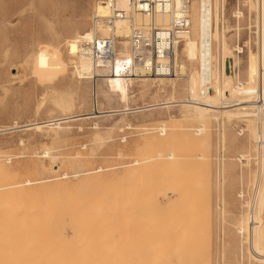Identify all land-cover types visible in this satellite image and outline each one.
<instances>
[{
	"label": "rangeland",
	"instance_id": "1",
	"mask_svg": "<svg viewBox=\"0 0 264 264\" xmlns=\"http://www.w3.org/2000/svg\"><path fill=\"white\" fill-rule=\"evenodd\" d=\"M96 1L98 0H0V182L1 184H12V182L23 181L25 178L32 180L45 178L44 180H48V182L32 184L27 193L18 190L16 194L14 192L16 190L13 192L11 190L0 192V264H37L38 262L39 264H62L61 262L63 264H111L113 262L112 264H114L115 262L116 264L117 260H119V264L120 262L128 264L130 260H132L131 264L134 261L135 263L133 264H145V262L146 264H152L153 255L150 253L153 251V245L151 244L153 241L160 242L161 240L159 239L162 236L165 237L162 234L166 233V230L171 225L173 231L169 229L168 233L171 232L172 235L170 237L176 238L181 235L180 239L185 245L187 242L189 244L190 242L192 243V241L194 242L193 244L197 243L194 248L192 247L194 245L188 244L191 247L186 249L188 255H190L189 257L188 255L186 256L188 264H203L204 262V264H237L236 262L234 263V260H237L238 253L236 252L239 251L238 243L241 242L242 236L250 234L248 235V241H246L248 245L245 242L242 244L244 251L247 249L248 252L246 253L245 251V254L253 253L250 236L255 242H264V145L260 148V150H263H261L262 157L260 160L258 153H255L258 150V142L256 143V141L252 140L254 143L252 141L250 143L245 134L246 130H243L244 134L243 132L238 133V129L242 128V123L244 122L242 117H240L241 119L239 117H231L232 120L224 117L221 126L222 119L217 116V118L212 117L210 122H204V131L200 134H194L193 142H188V138L191 137V131L181 128L178 129L179 134L175 130L173 131L172 142L169 140L170 143L166 142L167 144L159 146V150L156 148V151H174V153L180 154L178 156L182 158L180 157V160H176L177 162L171 168L173 169L172 171L167 169L165 162L152 161L149 164H132L131 160L145 159L156 152L155 148L151 147L147 142V136L155 133L146 134L145 132L151 131L152 128L158 125L157 123L167 121V124H173L176 128L179 125L184 127L185 125L196 126L200 124L199 120L193 121L187 116L183 117L182 108L178 107L177 102H175L180 98H184L186 76L194 68L197 69V64L196 61L189 62L191 60L187 59L186 52H183V44L182 40H180L177 44V57L175 59H173V56L170 58L174 71L176 70L178 73V77H176L172 87L167 84L164 90H156L152 87L143 89L139 85L140 82H134L135 84L129 91V98L126 103L120 101L117 96L108 93L104 83L99 79L96 80L97 91H94V81L91 76L76 77L73 74L74 68L70 62L71 56L66 50V43L71 39L75 30L81 32L86 28L92 27L91 14ZM256 3L257 0H222L223 9L221 5L219 16L222 19L225 18V22L222 19L220 21V27L224 31L226 40L224 68L226 58L232 59V76L226 77L225 96H229V89L236 82V79L242 80L248 72L251 76L250 89L253 90L254 88V81L257 79L256 73H258L256 54L260 35L258 33L259 28H257L260 17L257 13ZM236 10L239 11V14L234 16L233 12ZM123 39L120 36L117 37L119 49L121 48L120 41ZM126 39L128 40V38ZM233 44H239L243 47L242 50L236 52L233 49ZM216 55L219 58L218 52ZM217 57H215V64L218 67L219 59H216ZM174 62L184 64L182 69L184 75L181 71H178L180 69L178 65H174ZM15 68L18 72L13 76L11 73H15ZM173 88L175 90L172 91ZM242 94L247 95L248 88L243 90ZM65 100H71L73 105H70V111L66 109L63 112L62 104ZM166 100H170L172 104H169L170 108L163 104L162 106L158 104ZM93 104L98 105V110L101 111L108 112L114 109L116 111L113 114L102 113L104 114L103 116L93 117V119L79 118L70 119L69 121V116L71 115L92 111ZM148 106L152 110L146 109ZM155 106L157 107L155 108ZM56 116L57 118H62L60 120V128H55L53 124ZM62 120L66 122H62ZM26 121L31 123L32 121H47V125L42 126L41 129L34 130V128H27V126L23 127ZM171 121L174 123H171ZM230 121L234 123L232 124ZM230 124L233 126L231 127ZM48 126H54V129H50ZM19 128L21 129L19 130ZM1 129L4 131H1ZM48 129L50 130L48 131ZM221 130L225 131L223 141L220 139L219 132ZM98 134L108 137L105 140L106 142H97L95 135L98 136ZM107 135H111V138ZM93 140L95 141L92 142ZM255 143L257 145L256 148H254L256 146ZM170 145L172 146L170 147ZM242 146H251L249 148L250 160L245 170H239L237 165L234 166L230 163L236 162V155L240 150L244 149ZM44 149H49L51 155L57 156L53 162L49 158L39 156ZM92 150L96 152L93 153ZM197 153L202 156H198ZM220 154L223 155V158L226 156L232 161L227 158L220 160V157H222ZM61 161L63 162L62 165L59 164ZM178 162L179 164L176 165ZM51 164L60 165L56 173L49 172ZM40 165L44 167L41 168ZM97 166L104 168L100 172L98 179L80 175L74 178L71 175V171L92 169ZM167 170L169 173H166L168 172ZM63 172L67 173V176H63L61 174ZM170 172H173V174ZM57 175L60 176L58 177ZM171 175H173V178ZM118 181L121 182L119 183ZM171 181L175 184L174 186L180 185L176 186L180 189L169 197L167 189H170L168 187L169 184H173ZM132 182H136V185ZM57 183L59 185L62 183L60 186H65V189L61 187L64 189L62 191L60 187H57ZM41 184H44V186H41ZM47 185L51 186L45 188ZM112 185L115 187L119 185L121 191L118 190L117 192V188L115 189ZM38 186L41 187L39 188ZM52 186L60 190L57 191V188H53L54 191ZM174 186L172 185V187ZM42 187L45 190H42ZM50 188L51 190L48 191L47 189ZM123 193L128 198L126 196L124 199ZM75 195L78 197L76 200L74 198L76 197ZM242 199H246L251 208L245 205L242 206ZM28 201L30 202L28 203ZM78 203L82 209H80ZM219 205H223L221 212ZM177 206L180 209H177ZM184 206L188 208L181 210ZM21 207L24 209H21ZM258 207L262 209V219L260 223L249 225L248 218L251 213L247 211L249 209L252 212ZM148 209L152 212H149ZM188 209H193L194 212ZM185 210L187 213H185ZM153 211H157V213ZM173 211L175 213L178 211L184 216L179 213L175 214ZM195 211L198 212L195 213ZM153 214L155 215L153 216ZM162 215L166 216L163 217ZM103 216L105 218L102 219ZM162 217L165 218V221ZM6 218L9 219L7 220ZM98 219L100 220L97 221ZM104 219L106 222L103 221ZM142 219L146 220L142 222ZM152 219L155 220V223L151 225L150 223L154 221ZM175 219H179L176 222L180 224V227L173 221ZM192 222L197 224L198 228H192L195 226ZM90 225L92 226L91 228ZM102 225L104 227L107 225L105 227L106 229L108 228L107 230L105 229L107 232L104 227H101ZM129 225H131L130 228H128ZM132 226L134 228L133 231ZM161 226L164 227L162 228ZM249 226L252 228L250 232L247 231ZM58 227H61L60 232ZM159 228L164 229V232ZM90 229L93 231H90ZM125 229H130L131 231H127V234ZM191 231L193 232L191 233ZM161 232L162 234L160 235ZM107 233L110 234L107 235ZM70 235L73 237L71 238ZM218 235L222 236V242L217 240ZM122 236L127 238L123 239ZM88 237L92 238L88 240ZM107 237L110 238L108 239ZM112 237L119 239L115 240ZM73 238L74 240H72ZM42 239L45 241L43 242ZM133 239L134 241L132 242L131 240ZM107 243H112L111 246L113 245V247L111 248L110 244L107 245ZM222 244L224 246H221ZM133 245L134 247L138 246V248L133 250ZM148 246L151 248H146ZM158 246L162 247H156L158 251L164 247L161 243ZM129 248L133 249L130 250ZM147 249L148 253L145 251ZM220 249L222 253H220ZM136 250H140L137 251L138 254L135 252ZM223 251H225V255ZM92 252H94V255H92ZM133 253H136L134 257ZM106 254L110 257H107ZM80 255L81 257H79ZM89 255L92 256L89 257ZM220 256L225 257L220 259ZM122 257L127 259V261ZM136 258L142 261L138 262ZM156 258V263L161 264V255ZM100 259H104L103 261L107 262H102ZM120 259H124V261L122 262ZM199 259L200 262H198ZM201 259L204 261L202 262ZM149 260L150 262H148ZM243 262L245 264H264L263 261L252 259L251 256L248 259L244 257Z\"/></svg>",
	"mask_w": 264,
	"mask_h": 264
},
{
	"label": "bare ground",
	"instance_id": "2",
	"mask_svg": "<svg viewBox=\"0 0 264 264\" xmlns=\"http://www.w3.org/2000/svg\"><path fill=\"white\" fill-rule=\"evenodd\" d=\"M256 1V0H255ZM225 2V1H224ZM179 4H180V0H175L174 1V7L175 8H178V6H179ZM257 6H256V8H257V13H258V15H259V17H260V20H259V25L257 26V28H259V32L258 33H260V35L259 34H257V35H259V41L257 42L258 43V45L259 46H257L258 47V49H257V62H258V64H257V70H258V73H256L257 75V79L254 81V88H253V90H251L250 89V83H251V76H250V73L248 72L247 73V75L242 79V80H240L239 78H237L236 79V82L230 87V89H229V96H225V92H226V82H225V80H226V77H231L232 76V59H231V64H230V68H231V72L228 74V75H226L225 74V68H224V59H225V57H224V47H225V43H226V40H225V34L223 33L224 31L221 29V27H220V25H221V23H220V21H221V19H222V17H220L219 16V12H220V8H221V5H222V0H193L192 1V3H190V10H189V17H190V31H189V34L188 35H186V36H184V38H182L181 40H182V44H183V49L182 50H184L183 52L185 53L186 52V57H187V59H189V60H191V61H189V62H195L196 61V64H197V69H195L194 68V70H192V71H190V73L186 76L187 78H186V83H184V84H186V93H185V96H184V98H180V99H178V100H176L175 102H177V106L178 107H181L182 108V111H183V113H182V115H183V117H188V118H190L191 120H199L200 121V124H198V125H196V126H192V125H190V126H188V125H185L184 127H182V126H177L178 128H176V126H174L173 124H171V125H169V124H167V121H161L160 123H157L158 125H156V127L155 128H152V130L151 131H146L145 133L147 134V133H155V134H153V135H149V136H147V142L150 144V146L151 147H153V148H155V151H156V148L158 149V147L159 146H161V145H163V144H165L166 142L168 143L169 142V140L171 141L172 140V134H173V131L175 130L177 133L179 132L178 131V129H181V128H185V130H188V131H191V133H190V135H191V139L190 138H188V142L189 141H192V140H194V134H200V133H202V131H204V129H205V125H204V122L205 121H207V122H210L211 121V118L213 117V118H217V116L218 117H220L221 119H222V121H221V126H222V124H223V118L224 117H226L227 119H229V120H232L231 119V117H242V120L244 121L243 123H242V128H240V129H238V133H241V132H243V130H246V133L245 132H243V134L245 133L246 134V137H247V140H249V142L250 141H256V143H257V145H258V150H256L255 151V153L257 152L258 153V157H259V159L261 160V157H262V153H261V150H260V148H261V146L262 145H264V0H257ZM255 8V9H256ZM222 9H223V5H222ZM221 9V10H222ZM94 11H96V12H98V13H100V14H102V15H105L106 14V8H105V6H104V0H98V1H96L95 2V6H94ZM234 13V16H237L238 14H239V11H234L233 12ZM173 18H174V13H171V14H165V15H156L155 16V21H156V23H158V24H161V25H167V24H169V23H171L172 21H173ZM225 19V18H224ZM224 19H222L223 21H224ZM149 21V18L148 17H146V16H143V15H136L135 16V19H134V22L132 23V22H129V21H127V20H123V19H115V20H113L112 21V23L110 24V25H96V26H92V27H89V28H86L85 30H82L81 32L79 31V30H75L74 32H73V35L71 36V39L66 43V50H67V53L69 54V56H71V58H70V62L72 63V65H73V68H74V73L73 74H75L76 75V77H88V76H91V78H93V81H94V84H93V86H94V91L96 90L97 91V88H96V86H97V81L96 80H101L103 83H104V85H105V87H106V91L108 92V93H110V94H112V95H115V96H117L118 97V99L120 100V101H122L123 103L125 102H127L128 101V98H129V91L131 90V88H132V86H133V84H135L134 82H137L138 81V83L140 82V84L139 85H141V87L143 88V89H147V88H149V87H152V88H155L156 90H164L165 88H166V86H167V84H170V86L172 87V85H174L173 83H175L174 81H175V79H176V77H178V73L176 72V70L173 72V73H170V74H167L166 73V71H165V69H163L162 67L160 68V69H158L157 70V72H153V71H151V70H149V68H148V62H146V63H143V62H139V61H137V59H132V51H131V48H130V46H129V40H127L126 38H128L129 37V35H130V31H131V28H132V25H139V24H142V23H147ZM222 21V22H223ZM225 22V21H224ZM258 23V22H257ZM91 25V24H90ZM225 25V24H224ZM224 28V27H223ZM237 29H239V28H237ZM237 29H236V31H237ZM239 31V30H238ZM92 33H95V34H100V35H103V36H106V35H114V36H116V37H122V38H124L122 41H120L121 42V48L119 49V54H120V56L121 57H119L112 65H111V67L110 68H106V67H99V66H97V65H95L94 64V62L92 61V60H90L87 56H85V55H82V54H80V53H78V49H77V44H76V38L77 37H79L81 34H86V35H90V34H92ZM239 33V32H238ZM258 39V38H257ZM245 43V42H244ZM245 45V44H244ZM242 46H240L239 44H233V49L234 50H236V52H240V50H242ZM219 53V58L217 57V55H216V53ZM255 55V56H256ZM177 57V45H176V47L174 48V52H173V59H175ZM215 57H217L216 59H219L218 60V67L216 66L217 64H215V62H216V60H215ZM69 59V58H68ZM227 59V58H226ZM126 60H129V61H126ZM215 60V61H214ZM67 61V60H66ZM147 61V60H146ZM163 61H166V60H162L161 62H163ZM127 62H129L128 64H127ZM175 64L174 65H178V68L180 69V70H178V71H181V73L183 74V71H182V69L184 68V64L182 63V64H177L176 62H174ZM181 63V62H180ZM254 63V64H255ZM194 64V63H193ZM189 65V64H188ZM195 65V64H194ZM194 65H193V67H194ZM190 66H192V65H190ZM255 66V65H254ZM193 67H192V69H193ZM196 67V66H195ZM190 68V67H189ZM191 69V68H190ZM256 70V69H255ZM185 71V70H184ZM18 72V70H16V68H15V73H11L13 76H15L16 75V73ZM184 75V74H183ZM183 77V76H182ZM255 77V76H254ZM180 78V77H179ZM183 80H185V79H183ZM79 81V80H78ZM136 85H137V83H136ZM139 85H137V86H139ZM175 87V86H174ZM83 88V87H82ZM248 88V94L247 95H245V94H242V92H243V90H245V89H247ZM141 89V88H140ZM173 90H175V88H173L172 89V91ZM93 91V92H94ZM140 92V91H139ZM141 92H142V90H141ZM140 92V93H141ZM145 92H147V91H145ZM163 93H164V91H163ZM245 95V96H244ZM131 96V95H130ZM93 98V97H92ZM95 98V97H94ZM73 100V99H72ZM97 100V99H96ZM254 100H256V102H258V103H255L254 102ZM93 102H94V100H93ZM97 103V102H96ZM173 103V102H172ZM73 105V102L71 101V100H65L64 102H63V104H62V111L64 112V110H66L67 109V111H70L71 110V108H70V105ZM158 104H161L160 106H162V104L164 105V106H166V107H169L170 105L169 104H171V102H170V100L169 101H165V102H160V103H158ZM257 104V105H256ZM152 105V104H151ZM153 105H155V103H153ZM156 105H157V103H156ZM172 105V104H171ZM254 105H256V106H254ZM93 108H92V111L90 110H88L89 112H85V113H81V114H75V115H71V116H69V121H70V119L71 120H74V119H79V118H83V119H85V118H91V119H93V117H98V116H103L104 114H106V113H112L113 114V112H115L116 110L114 109V110H109L108 112H106V111H101V110H98V105H96V104H93ZM150 106V105H149ZM149 106H148V108H146V109H150L149 108ZM160 106H158L159 108H160ZM71 107H74V106H71ZM141 107V106H140ZM139 107V108H140ZM151 107V106H150ZM157 106H155V108H156ZM255 107V108H254ZM37 108V107H36ZM68 108H70V109H68ZM138 108V109H139ZM154 108V109H155ZM164 108V107H163ZM162 108V109H163ZM170 108V107H169ZM39 109V108H38ZM125 109V108H124ZM143 109V108H142ZM145 109V108H144ZM168 109V108H167ZM150 110H152V108L150 109ZM180 110V109H179ZM37 111V110H36ZM130 111V110H129ZM62 112V113H63ZM118 112V111H117ZM125 112V111H124ZM102 113H104V114H102ZM64 114V113H63ZM50 115V114H49ZM181 115V114H180ZM52 116V115H51ZM66 116H68V115H66ZM107 116H108V114H107ZM63 117V116H62ZM65 117V116H64ZM171 118V117H170ZM169 118V119H170ZM62 118L60 117H58L57 118V116H56V119H54V125H55V128L57 127V128H60L59 126H61L60 124H61V122H60V120H61ZM64 119V118H63ZM234 119V118H233ZM241 119V118H240ZM239 119V120H240ZM258 121H257V120ZM66 120H67V118H66ZM217 120V119H216ZM237 120V119H236ZM31 121V120H30ZM51 121V120H50ZM64 120H62V122H63ZM175 121V120H174ZM214 121H215V119H214ZM64 122H66V121H64ZM213 122V121H212ZM231 122V121H230ZM256 122H258V123H256ZM13 123V122H12ZM16 123V122H15ZM28 123V124H27ZM129 123V122H128ZM171 123H174L173 121H171ZM218 123V122H217ZM216 123V124H217ZM232 123V122H231ZM234 123V122H233ZM232 123V124H233ZM219 124V125H220ZM232 124H230L231 125V127L233 126ZM45 125H47V121H32V123L31 122H27L26 121V124L25 125H23V127L24 126H27V128L28 127H30V129L32 128H34V130H36V129H41V127L42 126H45ZM50 125H51V123H50ZM129 125V124H128ZM96 126H97V123H96ZM221 126H220V128H221ZM240 126H241V124H240ZM20 127V126H19ZM49 127V126H48ZM54 126H52V127H49L50 129L51 128H53ZM15 128V127H14ZM26 128V127H25ZM26 128V129H27ZM113 128V127H112ZM5 129V128H4ZM15 129H17V128H15ZM21 128H19V130H20ZM50 129H48V131L50 130ZM54 129V128H53ZM52 129V130H53ZM222 129V128H221ZM236 129V128H235ZM3 129H1V131H2ZM8 130V129H7ZM6 130V131H7ZM23 130V129H22ZM51 130V131H52ZM120 130V129H119ZM4 131V130H3ZM50 131V132H51ZM225 132V131H224ZM224 132H223V130H221V132H219L220 133V139H221V141H223V139H224ZM23 133V132H22ZM56 134V133H55ZM54 134V135H55ZM179 134V133H178ZM57 136V135H56ZM55 136V137H56ZM94 136V135H93ZM96 137H95V139H96V141L97 142H99V141H105V140H107L106 138H108V137H103L102 135L100 136L99 134H98V136L97 135H95ZM107 136H109V135H107ZM111 136V135H110ZM109 136V138H111ZM231 136V135H230ZM54 137V138H55ZM53 138V139H54ZM182 138V137H181ZM180 138V139H181ZM108 140H110V139H108ZM112 140V139H111ZM22 141V140H21ZM95 140H93L92 142H94ZM252 141V142H253ZM102 142H100L101 143V145H103L102 144ZM106 142V141H105ZM109 142V141H108ZM172 142V141H171ZM193 142V141H192ZM245 142H247V141H245ZM253 142V143H254ZM19 143H20V141H19ZM166 143V144H167ZM170 143V142H169ZM251 143V142H250ZM252 143V144H253ZM256 143H255V145H256ZM99 144V143H98ZM100 145V146H101ZM245 145V144H244ZM254 145V146H255ZM257 145L254 147V148H256L257 147ZM41 146V145H40ZM165 146V145H164ZM172 145H170V147H171ZM183 146V145H182ZM252 146V145H251ZM251 146H242L243 148V150L241 151L240 150V152L236 155V157H235V159H236V162L234 161V162H230V163H232L234 166H238L237 167V169L239 168V170H245V168L248 166V164H249V160H250V147ZM85 147V146H84ZM149 147V146H148ZM43 148H44V146H43ZM264 148V147H263ZM36 149V148H35ZM99 149V148H98ZM97 149V150H98ZM146 150H148V149H146ZM150 150H152V149H150ZM159 150V149H158ZM170 150V149H169ZM254 150V149H253ZM221 151L223 152V150L221 149ZM263 151V150H262ZM89 152L91 153V151H90V148H89ZM92 152L93 153H95L93 150H92ZM178 152V151H177ZM222 152H219V153H222ZM92 153V154H93ZM119 153H120V151H119ZM180 153V152H179ZM264 153V152H263ZM55 154V153H54ZM76 154V153H75ZM147 154V153H146ZM151 154V153H150ZM198 154V156H202L200 153H197ZM178 155H180V154H176V153H174V151H166V152H161V151H156V152H154V154H151L150 156H148L147 158H145V159H133V160H131L133 163L132 164H135V165H138V164H141V163H147V164H149V162H152V161H154V162H165L166 164H167V169L168 170H170L171 168H172V166H173V164L174 163H176L177 161L176 160H180L182 157L181 156H178ZM221 155V154H220ZM40 157H43V158H49L52 162L56 159V157L57 156H55V155H51L50 154V151H49V149L47 150V149H44L42 152H41V155H39ZM222 157H220V160H223V159H225V158H227L228 159V157H226L225 156V154H224V156H225V158H223V155H221ZM253 156V155H252ZM255 156H256V154H255ZM90 157V156H89ZM181 157V158H180ZM257 157V156H256ZM257 157V158H258ZM264 157V156H263ZM179 158V159H178ZM231 158V157H230ZM256 158V159H257ZM7 159V158H6ZM40 159V158H39ZM227 159H226V161H227ZM9 160V159H8ZM7 160V161H8ZM228 160H230V159H228ZM63 161V160H62ZM60 162L59 164H61L62 165V163L63 162ZM175 161V162H174ZM230 161H232V160H230ZM45 162H46V160H45ZM55 162H57V161H55ZM76 162V161H75ZM72 163V162H71ZM43 164V163H42ZM47 164V163H46ZM78 164V163H77ZM76 164V165H77ZM179 164V162L176 164V165H178ZM48 165V164H47ZM175 165V164H174ZM2 166V165H1ZM41 166V165H40ZM46 166V165H45ZM60 166V165H59ZM59 166L57 165V164H51L50 166H49V172H53V173H56L57 171H58V169H59ZM72 166V165H71ZM42 167H44V166H41V168ZM79 167V166H78ZM46 168V167H45ZM76 168V167H75ZM84 168V167H83ZM250 168H251V166H250ZM104 169V168H103ZM102 169V167L101 166H97V167H94V168H92V169H80V170H76V171H71L72 173H71V175L74 177V178H76V177H78L79 175L80 176H89V177H92V178H96V179H98L99 178V176H100V172L103 170ZM106 169V168H105ZM167 170V171H168ZM173 169H171L170 171H172ZM131 171V170H130ZM134 171V170H133ZM166 173H169V171L168 172H166ZM170 173H172L173 174V172H170ZM61 174H63V176H67V173H65V172H63V173H61ZM131 174V173H130ZM137 174V173H136ZM128 175V174H127ZM2 176V175H1ZM58 176V175H57ZM56 176V177H57ZM60 176V175H59ZM58 176V177H59ZM62 176V177H63ZM136 176V175H135ZM134 176V177H135ZM168 177H169V175H167ZM167 176H165V178H167ZM172 176V178H173V175H171ZM10 177V176H9ZM57 177V178H58ZM123 177V176H122ZM5 178V177H4ZM83 178V177H82ZM124 178V177H123ZM131 178V177H130ZM171 178V179H172ZM45 178H40L39 180L38 179H36V180H32V179H29V178H25L23 181H20V182H16V183H13L12 182V184H1V182H0V192H3V191H6V190H11V192H13L14 190H16V191H14L15 192V194L17 193V190L18 191H20V192H24V193H27V192H29V191H27L29 188H31V185L32 184H35V183H40V182H48V180H44ZM48 179V178H47ZM80 179V178H79ZM127 179H128V177H127ZM55 180V179H54ZM58 180V179H57ZM121 180H122V178H121ZM124 180V179H123ZM129 180V179H128ZM136 180V179H135ZM134 180V181H135ZM139 180V179H138ZM166 180V179H165ZM173 181H174V179H172ZM2 181V180H1ZM12 181V180H11ZM56 181V180H55ZM59 181V180H58ZM82 181V180H81ZM173 181H171L172 183H173ZM4 182V181H3ZM10 182V181H9ZM119 183L121 182V181H118ZM129 182V181H128ZM170 182V183H171ZM59 183V182H58ZM56 184L57 185V187H62V188H64L65 189V186L63 187V185L62 186H60L62 183H60V185L59 184ZM85 183V182H84ZM112 183H113V181H112ZM111 183V184H112ZM118 183V184H119ZM132 183H134V182H132ZM136 183V182H135ZM134 183V184H135ZM130 184V183H129ZM133 184V185H134ZM138 184H140V183H138ZM44 186V184H41V186ZM46 185V184H45ZM54 185H55V183H54ZM53 185V186H54ZM82 185V184H81ZM88 185V184H87ZM115 185V184H114ZM114 185H112V186H114ZM136 185V184H135ZM134 185V186H135ZM172 185L174 186L175 184L173 183V184H169V186L168 187H170V189L168 188L167 189V187H166V189H167V192L169 193L168 195H170L169 197H171L173 194H175L176 192H178L179 191V189L176 187V186H180V185H176V186H174V187H172ZM40 186V187H41ZM51 186V185H50ZM49 185H47V187L45 186V188H49L50 187ZM52 186V189L53 188H57V187H53ZM83 186V185H82ZM105 186V185H104ZM116 186V185H115ZM114 186V187H115ZM121 186V185H120ZM130 186V185H129ZM36 187V186H35ZM35 187H33V188H35ZM39 187V186H38ZM39 187V188H40ZM79 187H80V185H79ZM107 187V186H106ZM109 187H110V185H109ZM45 188H43L42 187V190L44 189L45 190ZM61 188V189H62ZM74 188V187H73ZM111 188V187H110ZM117 188V189H116ZM120 187H119V185H118V187H115V189L117 190V192H118V190L119 191H121V189H119ZM122 188V187H121ZM124 188V187H123ZM134 188V187H133ZM64 189H62V191L64 190ZM112 189V188H111ZM125 189H127V188H125ZM35 190V189H34ZM48 191L49 190H51V188L50 189H47ZM54 190V189H53ZM57 191H59L58 190V188L56 189ZM79 190V189H78ZM83 190V189H82ZM128 190H129V188H128ZM7 191V192H8ZM55 191V190H54ZM109 191H111V190H109ZM122 191H124L123 189H122ZM112 192V191H111ZM126 192V191H125ZM36 193V192H35ZM122 193V192H121ZM4 194H5V192H4ZM13 194V193H12ZM20 194V193H19ZM32 194V193H31ZM68 194V193H67ZM106 194H107V192H106ZM112 194V193H111ZM111 194H110V196H111ZM115 194V193H114ZM120 194V193H119ZM125 193H123V197H124V199H125V197L127 196H125L124 195ZM24 195V194H23ZM28 195V194H27ZM26 195V197H28ZM90 195H92V194H90ZM99 195V194H98ZM17 196H18V194H17ZM30 196V195H29ZM74 196V195H73ZM76 197H74L75 198V200H76V198H78L77 197V195H75ZM113 196V195H112ZM119 196V195H118ZM122 197V198H123ZM20 198H21V196H20ZM60 198V197H59ZM63 198H64V196H63ZM85 198V197H84ZM87 198V197H86ZM108 198V197H107ZM112 198V197H111ZM119 198H121L120 196H119ZM127 198H128V196H127ZM24 199H27V198H24ZM55 199V198H54ZM104 199V198H103ZM102 199V200H103ZM52 200V199H51ZM68 200H69V198H68ZM71 200V199H70ZM82 200V199H81ZM95 200V199H94ZM129 200V199H128ZM36 201V200H35ZM34 201V202H35ZM77 201H78V199H77ZM80 201V200H79ZM83 201V200H82ZM149 201H151V200H149ZM24 202V201H23ZM30 201H28V203H29ZM37 202V201H36ZM49 202V201H48ZM61 202V201H60ZM75 202V201H74ZM73 202V203H74ZM99 202H100V199H99ZM118 202V201H117ZM129 202V201H128ZM130 202H131V200H130ZM129 202V203H130ZM141 202V201H140ZM32 203V202H31ZM66 203V202H65ZM88 203V202H87ZM12 204V203H11ZM26 204V203H25ZM36 204V203H35ZM47 204V203H46ZM71 204V203H70ZM131 204V203H130ZM134 204V203H133ZM20 205V204H19ZM29 205V204H28ZM27 205V206H28ZM241 205L242 206H248V207H250L249 206V202L248 201H246V199L244 200V199H242L241 200ZM251 205V204H250ZM78 206H79V203H78ZM91 206H93V205H91ZM113 206V205H112ZM142 206V205H141ZM182 206V205H181ZM188 207H189V205H187ZM12 207V206H11ZM36 207V206H35ZM37 207H38V205H37ZM44 207V206H43ZM63 207V206H62ZM80 207V206H79ZM85 207V206H84ZM90 207V206H89ZM104 207V206H103ZM129 207H130V205H129ZM187 207V208H188ZM247 207V208H248ZM10 208V207H9ZM17 208V207H16ZM18 208H19V206H18ZM23 207H21V209H22ZM40 208V207H39ZM46 208V207H45ZM48 208V207H47ZM50 208V207H49ZM88 208V207H87ZM179 207L177 206V209H178ZM185 206H184V208H181V210H184V209H187ZM251 208V207H250ZM1 209L3 210V208L1 207ZM5 209V208H4ZM11 209V208H10ZM24 209V208H23ZM38 209V208H37ZM43 209V208H42ZM50 209H52V208H50ZM77 209H78V207H77ZM80 209H82L81 207H80ZM103 209V208H102ZM180 209V208H179ZM33 210V209H32ZM39 210V209H38ZM41 210V209H40ZM49 210V209H48ZM54 210V209H53ZM79 210V209H78ZM189 211H193V209H188ZM219 210H220V212L223 210V205H219ZM261 208L260 207H258V208H256L254 211H252V212H250L249 211V209H248V213H251V214H249L250 215V217L248 218V221H249V225L251 224V225H255V224H257V223H260V221H261ZM60 211H61V209H60ZM64 211V210H63ZM72 211V210H71ZM74 211H76V210H74ZM73 211V212H74ZM83 211V210H82ZM102 211V210H101ZM109 211H111V210H109ZM119 211V210H118ZM148 211H149V209H148ZM186 211V210H185ZM184 211V212H185ZM13 212V211H12ZM33 212V211H32ZM50 212H52V211H50ZM57 212V211H56ZM62 212V211H61ZM79 212L81 213V211L79 210ZM92 212V211H91ZM103 212V211H102ZM104 212H106V211H104ZM132 212V211H131ZM138 212V211H137ZM149 212H152V211H149ZM153 212H156L157 213V211H153ZM169 212H171V211H169ZM183 212V211H182ZM194 212V211H193ZM196 212H198V211H195V213ZM16 213H17V211H16ZM37 213H39L38 211H37ZM66 213V212H65ZM76 213V212H75ZM109 213V212H108ZM118 213V212H117ZM173 213H175L174 211H173ZM177 213H179V214H182V213H180V212H176L175 214H177ZM185 213H187V211L185 212ZM188 213H191V212H188ZM26 214H27V212H26ZM30 214V213H29ZM45 214V213H44ZM58 214V213H57ZM94 214V213H93ZM104 214V213H103ZM110 214V213H109ZM32 215V214H31ZM87 215H88V213H87ZM98 215V214H97ZM118 215V214H117ZM124 215V214H123ZM155 214H153V216H154ZM183 215V214H182ZM181 215V216H182ZM186 215V214H185ZM6 216V215H5ZM44 216V215H43ZM55 216V215H54ZM69 216V215H68ZM126 216H127V214H126ZM130 216H132V215H130ZM163 217H165L164 215H162ZM178 216V215H177ZM180 216V217H181ZM184 216V215H183ZM16 217V216H15ZM47 217V216H46ZM142 217V216H141ZM162 217V219H164V221H165V218H163ZM21 218V217H20ZM96 218V217H95ZM103 218H105L104 216L102 217V219ZM154 218V217H153ZM178 218V217H177ZM7 219V218H6ZM9 219V218H8ZM7 219V220H8ZM22 219V218H21ZM25 219V218H24ZM27 219V218H26ZM42 219V218H41ZM56 219H57V217H56ZM55 219V220H56ZM84 219V218H83ZM88 219V218H87ZM110 219V218H109ZM136 219V218H135ZM139 219H140V216H139ZM71 220V219H70ZM100 219H98L97 221H99ZM143 220H146V219H142V222H143ZM154 219H152V221H153ZM177 220H179V219H177ZM176 219L175 220H173L174 222H176L177 221ZM12 221V220H11ZM22 221V220H21ZM28 221V220H27ZM42 221V220H41ZM46 221V220H45ZM65 221V220H64ZM69 221V220H68ZM88 221V220H87ZM90 221V220H89ZM95 221V220H94ZM103 221H105V219L103 220ZM114 221H115V219H114ZM113 221V222H114ZM119 221V220H118ZM131 221H132V219H131ZM18 222V221H17ZM66 222V221H65ZM91 222V221H90ZM101 222V221H100ZM106 222V221H105ZM141 222V221H140ZM145 222V221H144ZM149 222H151V221H149ZM180 222V221H179ZM182 222V221H181ZM180 222V223H181ZM34 223V222H33ZM44 223V222H43ZM48 223V222H47ZM46 223V224H47ZM97 223V222H96ZM104 223V222H103ZM119 223V222H118ZM130 223V222H129ZM153 223H155V220L153 221V222H151L150 224L152 225ZM173 223V222H172ZM177 223V226H179L180 227V224H178V222H176ZM183 223V222H182ZM192 223H194V222H192ZM198 223V222H197ZM32 224V223H31ZM35 224V223H34ZM45 224V223H44ZM52 224V223H51ZM54 224V223H53ZM108 225H109V223H107ZM131 224V223H130ZM136 224V223H135ZM134 224V225H135ZM195 224V223H194ZM57 225V224H56ZM68 225V224H67ZM84 225H86V224H84ZM95 225V224H94ZM138 225H139V222H138ZM155 225V224H154ZM174 225H176L175 223H174ZM183 225V224H182ZM197 224H195V226L194 227H192V228H194V229H196V227L198 228V226H196ZM32 226V225H31ZM42 226V225H41ZM69 226H70V223H69ZM73 226V225H72ZM97 226V225H96ZM107 226V225H106ZM105 226V227H106ZM124 226V225H123ZM3 227V226H2ZM16 227V226H15ZM65 227V226H64ZM85 227V226H84ZM87 227V226H86ZM92 226L90 225V228H91ZM101 227H104L103 225L101 226ZM104 227V230L106 229ZM113 227H115V226H113ZM112 227V228H113ZM126 227V226H125ZM131 227V225H129V227L128 228H130ZM162 228L164 227V226H161ZM178 227V228H179ZM57 228V227H56ZM59 228V227H58ZM61 228V227H60ZM60 228H59V232L61 231L60 230ZM93 228H96V227H93ZM173 228H176V227H173ZM177 228V229H178ZM218 228H219V226H218ZM19 229V228H18ZM36 229V228H35ZM65 229V228H64ZM97 229V228H96ZM108 229V228H107ZM106 229V230H107ZM110 229H111V227H110ZM124 229V228H123ZM133 226H132V231H133ZM160 229V228H159ZM169 229H172V225L170 226V228H168L167 230H166V233L168 234H166L165 232H164V229L162 230V229H160V230H162L163 232H164V234H162V232L160 233V235L162 234V235H165V237L164 236H162L161 237V239H159V240H161L160 242H156V241H153L152 242V244L148 241V243H150L151 245H153V251H152V253H150V254H152L153 255V258H152V264H157L156 263V260H157V256L159 255H161V261H162V263L161 264H188V262H187V259H186V256L188 255V253H187V251H186V249H188V247H190V246H188V242H187V244L185 245V243H182V239H180V237H181V235H180V237H170V236H172L171 235V232L170 233H168L169 232ZM250 229H252L250 226L248 227V229H247V231L248 232H250ZM21 230V229H20ZM66 230V229H65ZM102 230V229H101ZM105 230V231H106ZM117 230V229H116ZM119 230H120V228H119ZM130 230V229H129ZM129 230H126L125 229V231H123V232H125V233H127L128 234V232L127 231H129ZM16 231H18V230H16ZM16 231H15V233H16ZM22 231V230H21ZM35 231V230H34ZM40 231V230H39ZM42 231V230H41ZM72 231V230H71ZM86 231V230H85ZM90 231H93L92 229H90ZM100 231V230H99ZM98 231V232H99ZM131 231V230H130ZM159 231V230H158ZM170 231H173V229L172 230H170ZM175 231H176V229H175ZM179 231V230H178ZM194 231V230H193ZM193 231H191V233L193 232ZM1 232H2V230H1ZM5 232V231H4ZM44 232H46V231H44ZM59 232H58V234H59ZM62 232H64L65 233V231H63L62 230ZM95 232V231H94ZM101 232H104V231H101ZM107 232V231H106ZM113 232V231H112ZM122 232V231H121ZM177 232V231H176ZM195 232V231H194ZM86 233H88V232H86ZM97 233V232H96ZM118 233V232H117ZM119 233H120V231H119ZM124 233V234H125ZM130 233V232H129ZM190 233V232H189ZM11 234V233H10ZM13 234V233H12ZM73 234H74V232H73ZM91 234H92V232H91ZM95 234V233H94ZM93 234V235H94ZM105 234V233H104ZM103 234V235H104ZM108 234H110V233H107V235ZM114 234V233H113ZM62 235V234H61ZM76 235V234H75ZM88 235V234H87ZM121 235H122V233H121ZM179 235V234H178ZM248 235H250V234H248ZM248 235H246V236H242L241 237V242L240 243H238L239 245H238V250L239 251H237L236 253H238L237 254V260H234V263L236 262L237 264H245V262H243V259H244V257L245 258H247L248 259V257H252V259L254 258L255 260H257V261H263L264 262V242H255L252 238H251V236H250V243H251V247H252V249L251 250H253V253H249V254H245V251H246V253H248L247 252V249L244 251V248H243V242H245L246 243V241H248ZM4 236H6L5 234H4ZM8 236H9V234H8ZM7 236V237H8ZM63 237H64V235H62ZM71 236V235H70ZM88 236H91V235H88ZM97 236V235H96ZM100 236V235H99ZM126 236V235H125ZM129 236V235H128ZM175 236H176V234H175ZM21 237V236H20ZM73 236H71V238H72ZM78 237V236H77ZM81 237V236H80ZM101 237H102V235H101ZM111 237V236H110ZM109 237V238H110ZM120 238H121V236H119ZM123 237V236H122ZM130 237V236H129ZM163 237H164V240H163ZM16 238V237H15ZM42 238V237H41ZM60 238H61V236H60ZM92 238V237H88V240H90V239ZM103 238V237H102ZM108 238V237H107ZM108 238V239H109ZM113 238V237H112ZM127 238V237H126ZM126 238H124L123 237V239H126ZM218 239L217 240H219V242H222V240H223V238H222V236L220 235H218V237H217ZM4 239H6L5 237H4ZM10 239V238H9ZM17 239V238H16ZM35 239V238H34ZM70 239V238H69ZM79 239V238H78ZM104 239V238H103ZM113 239H115V238H113ZM117 239H119V238H117ZM117 239H115V240H117ZM122 239V240H123ZM138 239V238H137ZM171 239V240H170ZM56 240H57V238H56ZM58 240H60V239H58ZM72 240H74V238L72 239ZM83 240V239H82ZM99 240V239H98ZM105 240V239H104ZM112 240V239H111ZM158 240V241H159ZM169 240V241H168ZM8 241V240H7ZM7 241H6V243H7ZM42 241H43V239H42ZM45 241V240H44ZM43 241V242H44ZM100 241V240H99ZM113 241V240H112ZM124 241V240H123ZM128 241H129V239H128ZM132 242L134 241V239L133 240H131ZM97 242V241H96ZM95 242V243H96ZM102 242H106V241H102ZM109 242H111V241H109ZM117 242V241H116ZM66 243V242H65ZM80 243H81V240H80ZM82 243H84V242H82ZM87 244H88V242H86ZM123 243V242H122ZM125 243H128V242H125ZM135 243V242H134ZM160 243H161V245L162 246H164L163 247V249L161 250H157V248L158 247H161V246H158V244L160 245ZM194 242L192 241V243L190 242V244L189 245H194V246H192L193 248L195 247V245L197 244V243H195V244H193ZM226 243V242H225ZM224 243V244H225ZM55 244V243H54ZM74 244V243H73ZM91 244H92V242H91ZM100 244H102V243H100ZM100 244H99V246H100ZM106 244V243H105ZM110 244V243H109ZM108 243H107V245H109ZM112 244V243H111ZM111 244H110V247L112 248L113 247V245L111 246ZM114 244V243H113ZM144 244V243H143ZM247 244V243H246ZM82 245V244H81ZM80 245V246H81ZM90 245V244H89ZM88 245V246H89ZM107 245H105L106 247H107ZM123 245H126V244H123ZM149 245V244H148ZM157 245V246H156ZM185 245V246H184ZM236 245H237V243H236ZM235 245V246H236ZM248 245V244H247ZM54 246V245H53ZM92 246V245H91ZM97 246H98V244H97ZM116 246V245H115ZM114 246V247H115ZM182 246H183V249H182ZM221 246H224L223 244L221 245ZM234 246V245H233ZM250 246V245H249ZM24 247V246H23ZM56 247V246H55ZM54 247V248H55ZM90 247V246H89ZM94 247V246H93ZM101 247V246H100ZM100 247H99V249H100ZM119 247V246H118ZM117 247V248H118ZM125 247V246H124ZM123 247V248H124ZM128 247H130L129 245H128ZM133 247H134V245H133ZM157 247V248H156ZM247 247V246H246ZM28 248V247H27ZM67 248V247H66ZM80 248H82V247H80ZM86 248V247H85ZM91 248V247H90ZM96 248V247H95ZM108 248V247H107ZM121 248V247H120ZM131 248V247H130ZM129 248V249H130ZM136 248H138V246H136V247H134V249L133 250H135ZM146 248H151L150 246H148V247H146ZM162 248V247H161ZM191 248V247H190ZM222 248V247H221ZM51 249H52V247H51ZM68 249H70V248H68ZM125 249V248H124ZM132 249H130V250H132ZM141 249H144V248H141ZM223 249V248H222ZM235 249V248H234ZM54 250V249H53ZM63 250H64V248H63ZM76 250V249H75ZM78 251H79V249H77ZM90 250H92V249H90ZM96 250V249H95ZM118 250V249H117ZM184 250V251H183ZM233 250V249H232ZM86 251V250H85ZM89 251V250H88ZM99 251V250H98ZM128 251V250H127ZM137 251H140V250H136L135 252H137ZM142 251H144V250H142ZM141 251V252H142ZM146 252L148 251V249L147 250H145ZM150 251H151V249H150ZM53 252V251H52ZM95 252V251H94ZM94 252H92L91 254L92 255H94ZM97 252V251H96ZM116 252V251H115ZM122 252H123V250H122ZM188 252H190L189 250H188ZM196 252H197V250H196ZM196 252H194V253H196ZM224 252V255H225V251H223ZM252 252V251H251ZM53 253H55V252H53ZM52 253V254H53ZM63 253V252H62ZM118 253V252H117ZM121 253V252H120ZM140 253V252H139ZM148 253V252H147ZM191 253V252H190ZM189 253V254H190ZM220 253H222L221 252V249H220ZM26 254V253H25ZM59 254V253H58ZM98 254V253H97ZM112 254V253H111ZM125 254V253H124ZM124 254H122L123 256H124ZM136 253H133V257H134V255H135ZM137 254H138V252H137ZM158 254V255H157ZM219 254V253H218ZM14 255V254H13ZM69 255V254H68ZM82 255V254H81ZM81 255L79 256V257H81ZM92 255H89V257H91ZM107 255V254H106ZM121 255V254H120ZM141 255V254H140ZM139 255V256H140ZM144 255V254H143ZM155 255H157L156 257H155ZM221 255V254H220ZM223 255V254H222ZM20 256V255H19ZM22 256V255H21ZM25 256V255H24ZM60 256V255H59ZM100 256H102V255H100ZM105 256V255H104ZM109 255H107V257H108ZM117 256H118V254H117ZM126 256V255H125ZM148 256H149V254H148ZM190 255H188V257H189ZM235 256V255H234ZM2 257V256H1ZM27 257V256H26ZM45 257V256H44ZM44 257H42V258H44ZM56 257V256H55ZM65 257H67V256H65ZM64 257V258H65ZM70 257V256H69ZM69 257H68V259H69ZM75 257V256H74ZM78 257V256H77ZM83 257H85V256H83ZM88 257V256H87ZM110 257V256H109ZM112 257V256H111ZM116 257V256H115ZM131 257V256H130ZM136 257H137V255H136ZM142 257V256H141ZM221 258L220 259H222V258H224L223 256H220ZM32 258V257H31ZM60 258H62L61 256H60ZM86 258V257H85ZM113 258V257H112ZM118 258V257H117ZM120 258H121V256H120ZM122 258H124V257H122ZM138 258V257H137ZM136 258V259H137ZM140 258V257H139ZM193 258H195V257H193ZM235 258H236V256H235ZM234 258V259H235ZM74 259V258H73ZM83 259V258H82ZM87 259V258H86ZM94 259V258H93ZM104 259H106L107 260V258H105L104 257ZM103 259V260H104ZM110 259V258H109ZM125 259V258H124ZM124 259L123 260H121L122 262L124 261ZM143 259V258H142ZM158 259H159V257H158ZM196 259V258H195ZM219 259V260H220ZM99 260V259H98ZM102 262H107V261H103L102 259H100ZM126 261H127V259H125ZM129 260V259H128ZM138 260V259H137ZM151 260V259H150ZM150 260L148 261V262H150ZM208 260V259H207ZM17 261V260H16ZM64 261H65V259H64ZM84 261V260H83ZM95 261H96V258H95ZM109 261V260H108ZM118 262V264H119V260H117ZM125 261V262H126ZM132 260H130V261H128L129 263L131 262ZM142 261V260H141ZM141 261H139L138 260V262H141ZM145 261H147V260H145ZM196 261V260H195ZM201 261L203 262L204 260H202L201 259ZM58 262H60L59 260H58ZM89 262V261H88ZM124 262V263H125ZM198 262H200V259L198 260ZM222 262V261H221ZM57 263V262H56ZM62 264H63V262H61ZM113 263V262H112ZM111 263V264H112ZM116 263V264H117ZM128 263V264H129ZM133 263H135V261L133 262ZM132 263V264H133ZM205 263V262H204ZM203 263V264H204ZM248 263V262H247ZM37 264H39V262L37 263ZM89 264V263H88ZM95 264H97V263H95ZM107 264H109V263H107ZM114 264H115V262H114ZM120 264H122L121 262H120ZM131 264V263H130ZM145 264H146V262H145ZM220 264V263H219Z\"/></svg>",
	"mask_w": 264,
	"mask_h": 264
},
{
	"label": "built area",
	"instance_id": "3",
	"mask_svg": "<svg viewBox=\"0 0 264 264\" xmlns=\"http://www.w3.org/2000/svg\"><path fill=\"white\" fill-rule=\"evenodd\" d=\"M174 1L104 0L106 14L102 15L93 10L91 14L92 26L99 24L108 26L115 19H123L133 23L136 15L148 17L147 23L132 25L128 37L132 59H137L143 63L148 62L149 70L154 73L162 67L167 74H170L174 72V66L170 62L174 48L190 31L189 10L191 0H180L178 8L174 7ZM171 13H174L171 23L167 25L156 23V15ZM76 44L78 53L87 56L99 67L110 68L121 57L118 40L114 35L81 34L76 38ZM162 60L166 61L161 62ZM254 102L258 103L256 100Z\"/></svg>",
	"mask_w": 264,
	"mask_h": 264
},
{
	"label": "water",
	"instance_id": "4",
	"mask_svg": "<svg viewBox=\"0 0 264 264\" xmlns=\"http://www.w3.org/2000/svg\"><path fill=\"white\" fill-rule=\"evenodd\" d=\"M230 64H231V59L227 58L225 60V74L226 75H228L231 72Z\"/></svg>",
	"mask_w": 264,
	"mask_h": 264
}]
</instances>
